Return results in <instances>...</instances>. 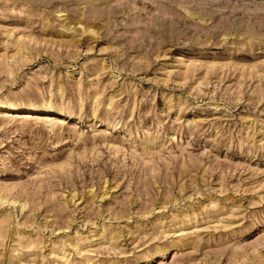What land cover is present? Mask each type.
Returning <instances> with one entry per match:
<instances>
[{
	"label": "rangeland",
	"instance_id": "1",
	"mask_svg": "<svg viewBox=\"0 0 264 264\" xmlns=\"http://www.w3.org/2000/svg\"><path fill=\"white\" fill-rule=\"evenodd\" d=\"M0 264H264V0H0Z\"/></svg>",
	"mask_w": 264,
	"mask_h": 264
}]
</instances>
